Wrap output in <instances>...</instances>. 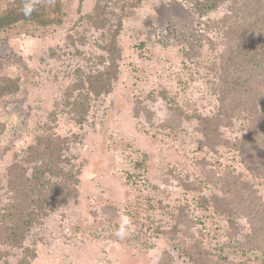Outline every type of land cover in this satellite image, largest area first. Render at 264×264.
<instances>
[{
	"label": "rangeland",
	"instance_id": "374dc122",
	"mask_svg": "<svg viewBox=\"0 0 264 264\" xmlns=\"http://www.w3.org/2000/svg\"><path fill=\"white\" fill-rule=\"evenodd\" d=\"M6 2L0 0V9ZM228 3L216 0L203 9L179 0H64L62 25L0 30V71L20 78L22 85L19 94L0 105V118L7 124L0 141V178L14 154L27 147L51 118L62 117L54 130L70 131L63 118L65 97L81 74L85 77L107 65L111 53L104 47L114 34L123 59L112 91L93 107L74 149L82 165L79 196L35 230L37 257L31 264H157L165 247L180 259V247L168 237L149 240L143 234L145 210L137 207L139 192L125 183L124 170L142 159L149 180L164 188L168 202H190L195 197L193 189L180 185L178 172L169 174V169L199 175L190 157L206 155L207 150L188 135L194 133L195 122L181 124L158 91L168 88L179 103H190V111L210 108L206 65L220 46L215 23ZM142 41L143 51L137 48ZM185 45L188 56L182 49ZM141 92L150 98L137 105L135 95ZM76 94L69 96L74 100ZM111 206L119 211L111 214ZM139 210L144 213L137 216ZM123 220L128 223L121 238L116 233ZM206 225L208 241L233 263L263 257L244 254L210 223Z\"/></svg>",
	"mask_w": 264,
	"mask_h": 264
},
{
	"label": "trees",
	"instance_id": "16d2710c",
	"mask_svg": "<svg viewBox=\"0 0 264 264\" xmlns=\"http://www.w3.org/2000/svg\"><path fill=\"white\" fill-rule=\"evenodd\" d=\"M179 1L206 9L216 0ZM228 1L226 12L215 23L220 46L206 65L210 70V108L190 111V103H179L168 88L158 91L181 124L195 122V134L188 135H194L193 142L207 150L206 155L190 157L199 175L185 174L177 167L169 169V174L178 172L180 185L193 189L195 197L190 202H168L164 188L149 180L142 159L134 168L124 170L125 183L139 192L137 207L145 210L143 234L149 240L165 235L180 247L182 260L165 247L157 264H235L208 241L207 223L244 254L263 255L248 257V264H264V0ZM29 4L35 10L25 16L22 9ZM64 6V0H7L0 9V30L28 24L62 25ZM116 36L104 47L105 53H111L107 65L85 77L81 74L65 97L63 118L70 131L54 130L62 117L51 118L27 147L14 154L0 178V264H31L37 257L35 230L79 196L82 165L74 149L82 140L81 129L89 125L93 107L109 95L120 75L123 59ZM145 46V41L137 44L141 51ZM187 46L182 49L188 56ZM104 61L105 57L101 65ZM21 89L20 78L0 71V105ZM148 93L135 95L136 104L147 102ZM6 130V122L0 118V141ZM111 207L107 209L111 214L119 211ZM182 240V245H177Z\"/></svg>",
	"mask_w": 264,
	"mask_h": 264
},
{
	"label": "clouds",
	"instance_id": "9594fccd",
	"mask_svg": "<svg viewBox=\"0 0 264 264\" xmlns=\"http://www.w3.org/2000/svg\"><path fill=\"white\" fill-rule=\"evenodd\" d=\"M34 10H35L34 7H33L32 5H30V4H29V5H26V6L22 9V11H23V13H24L25 16H30ZM127 223H128L127 220H123V221H122L121 229L116 233V235H117L118 237L123 238V236L125 235V232H124V230H123V225H124V224H127Z\"/></svg>",
	"mask_w": 264,
	"mask_h": 264
}]
</instances>
